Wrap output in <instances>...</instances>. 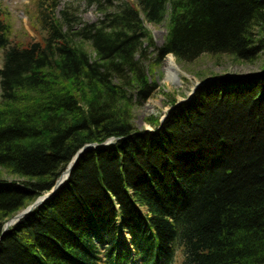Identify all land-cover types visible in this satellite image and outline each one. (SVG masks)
<instances>
[{
	"label": "trees",
	"instance_id": "16d2710c",
	"mask_svg": "<svg viewBox=\"0 0 264 264\" xmlns=\"http://www.w3.org/2000/svg\"><path fill=\"white\" fill-rule=\"evenodd\" d=\"M61 1H38L35 42L13 43L0 14V237L82 148L124 140L84 154L5 234L0 264H174L180 251L183 264H264V71L200 87L157 134L132 125L156 89L148 24L168 21L152 73L169 54L255 63L264 0H87L96 24L67 7L57 19Z\"/></svg>",
	"mask_w": 264,
	"mask_h": 264
},
{
	"label": "rangeland",
	"instance_id": "374dc122",
	"mask_svg": "<svg viewBox=\"0 0 264 264\" xmlns=\"http://www.w3.org/2000/svg\"><path fill=\"white\" fill-rule=\"evenodd\" d=\"M39 0H0V14L4 22H8L12 27L13 43L22 41L27 43L29 41H37V34L34 28H42L40 9H37ZM70 10L77 9L78 18L82 19L84 23L96 24L100 22L103 17L99 13L97 6L88 7L87 0H62L55 11V17L61 19V12L65 8ZM168 21H164L161 25H147L156 48L149 51L145 61V69L149 76L150 83L156 84V89L152 93L151 98L142 105L135 107L132 113V125L139 131H146L147 125L155 131L156 120H161L167 115L173 106V102L178 103L189 98V94L197 83L205 80L215 79L225 75L234 77H249L260 74L264 71V54L255 63H240L228 56L212 57L202 55L198 60L192 63H179V68L185 74L182 76L184 84L182 87L171 88L164 84L165 73L163 71L166 59H163L159 68L154 73L150 71V66L154 63L158 55V48H162L166 41L168 33ZM174 57V56H173ZM175 59V58H174ZM3 55H0V66L2 65ZM177 61V59H176ZM4 179L13 181L15 178L5 176ZM123 237V235H122ZM183 252H178L174 264H183ZM141 259H136L130 264H141ZM105 264V263H102Z\"/></svg>",
	"mask_w": 264,
	"mask_h": 264
},
{
	"label": "bare ground",
	"instance_id": "6f19581e",
	"mask_svg": "<svg viewBox=\"0 0 264 264\" xmlns=\"http://www.w3.org/2000/svg\"><path fill=\"white\" fill-rule=\"evenodd\" d=\"M168 57H167V61H166V64H165V67H164V69H163V71H164V73H165V78H164V84L165 85H168L170 88L172 87V86H174V87H182L183 86V84H184V81H183V79H182V76H184L185 74L183 73V71L179 68V66H178V64H177V62H179L178 61V59H177V61H176V58L175 57H173V55L172 54H169V55H167ZM175 58V59H174ZM180 63V62H179ZM252 64H254V63H252ZM261 74V73H260ZM256 75H259V74H256ZM256 75H254V76H247V77H237L238 79H240V80H242V81H244V80H249V79H251L252 77H256ZM225 77H231V78H233L232 76H229V75H225ZM212 81H215V79H213V78H211L210 80H205V81H203V82H201V83H197L196 85H195V87L197 86V85H200L199 87H198V89H197V91L200 89V87H203L204 85H207V84H210ZM194 87V88H195ZM193 88V89H194ZM192 91V90H191ZM196 91V94L198 93ZM192 93V92H191ZM191 93L189 94V98L188 99H186V100H189V101H191L195 96H196V94H195V96H193L192 98H190V95H191ZM150 99V98H149ZM148 99V100H149ZM147 100V101H148ZM186 100H182L183 101V103H180V102H182V101H180V102H178V103H175V104H173V107L171 108V110L172 109H176V108H178V106L179 105H182V104H186V103H189V102H186ZM170 110V111H171ZM169 111V112H170ZM168 117L169 116H166L165 115V117L164 118H162L161 120H156V121H159V125L157 126V127H155V131L153 132V131H151V127L150 126H148L147 125V128L148 129H146V131H143V132H139V133H144V134H146V133H149V134H154V133H158L162 128H163V125H164V123L167 121V119H168ZM164 120V121H163ZM163 121V122H162ZM152 124H154L155 125V122H153ZM131 136H133V135H131ZM117 140H119V141H117ZM122 140H124V137L123 138H113L112 137V139H109L108 141H113V142H115L112 146H110V148L111 147H113L114 145H116L117 143H119L120 141H122ZM65 172V171H64ZM63 172V173H64ZM62 175V174H61ZM61 175H60V177H61ZM59 177V178H60ZM58 178V179H59ZM58 182V180L56 181V183ZM56 183L54 184V186L56 185ZM66 185V184H65ZM64 185V186H65ZM54 186L52 187V189L50 190V191H47V193H49V192H51L53 189H54ZM64 186H62L59 190H58V192L56 193V195L59 193V191L62 189V188H64ZM47 193H44L43 195H41V196H39V197H37L36 198V201H38V199L39 198H42V197H44L45 195H47ZM56 195H54L53 197H51L49 200H48V202L49 201H51L52 200V198H54ZM36 201L35 202H33L32 204H30L29 206H27L24 210H21V211H19L17 214H15V216H18V215H21L22 213H24L25 211H26V209H28L30 206H32V205H34L35 203H36ZM48 202H46L44 205H42V206H40V207H37V209H39V208H41V207H43V206H45V205H47L48 204ZM37 209H35L31 214H29V215H27L26 217H28V216H30V215H32V214H34L36 211H37ZM15 216H13L12 218H10V219H8L5 223H4V227H3V230H2V233H1V237H0V243L2 242V240L4 239V236H5V234H7L8 232H10V230H12V229H14L15 227H17V226H19L20 224H21V222L23 221V220H25L26 219V217L25 218H23V219H21V220H19V221H15V220H12V219H14L15 218ZM8 222H10L11 224H13L12 226H10V227H8L7 228V223Z\"/></svg>",
	"mask_w": 264,
	"mask_h": 264
},
{
	"label": "water",
	"instance_id": "95a60500",
	"mask_svg": "<svg viewBox=\"0 0 264 264\" xmlns=\"http://www.w3.org/2000/svg\"><path fill=\"white\" fill-rule=\"evenodd\" d=\"M199 86L200 85H197L192 90V93L190 95V98H192L193 96H195L196 91H197V89H198ZM189 100H186V102H189ZM180 103H183V101L180 102ZM166 116H168V114ZM117 141H119V140H117ZM114 143L115 142H113V141H109V142L104 143V144H101V145H99V144H90V145H87L84 148H82L79 151V154L69 163V167L65 170L64 173H62L61 177L58 179V182L54 186V189L51 192L47 193V195H45L44 197L39 198L38 201H36V203L34 205H32L28 209H26V211L24 213H22L21 215L15 216V218L12 219V220H15L17 222V221L25 218L27 215L31 214L35 209H37V207H40V206L44 205L46 202H48V200L51 197H53L54 195H56V193L58 192V190L62 186H64L67 183V181L69 180L70 175H71L72 171L74 170V168L76 167L77 162L79 161V159H80L81 156H83L87 152H90V150H99V149H102V148H109ZM12 225L13 224H11L10 222H8L7 223V228L10 227V226H12Z\"/></svg>",
	"mask_w": 264,
	"mask_h": 264
}]
</instances>
